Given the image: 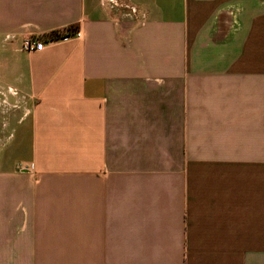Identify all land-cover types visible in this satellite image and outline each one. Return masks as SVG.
Here are the masks:
<instances>
[{"label": "crops", "instance_id": "0c3cea01", "mask_svg": "<svg viewBox=\"0 0 264 264\" xmlns=\"http://www.w3.org/2000/svg\"><path fill=\"white\" fill-rule=\"evenodd\" d=\"M0 264H264V0H0Z\"/></svg>", "mask_w": 264, "mask_h": 264}, {"label": "built area", "instance_id": "2783aa9c", "mask_svg": "<svg viewBox=\"0 0 264 264\" xmlns=\"http://www.w3.org/2000/svg\"><path fill=\"white\" fill-rule=\"evenodd\" d=\"M76 37H80V33H75ZM66 37V36H65ZM64 38V37H63ZM44 47V43L42 41H36L34 39H28L23 44V49L26 51H41Z\"/></svg>", "mask_w": 264, "mask_h": 264}, {"label": "trees", "instance_id": "16d2710c", "mask_svg": "<svg viewBox=\"0 0 264 264\" xmlns=\"http://www.w3.org/2000/svg\"><path fill=\"white\" fill-rule=\"evenodd\" d=\"M66 35H67V34H66ZM66 35H65V36H66ZM52 37H53L54 40H56V39H58V38H63L64 36H59V37H57L56 34H53Z\"/></svg>", "mask_w": 264, "mask_h": 264}]
</instances>
